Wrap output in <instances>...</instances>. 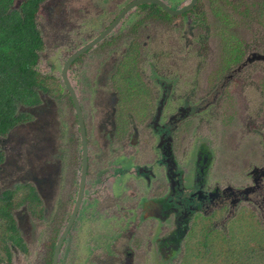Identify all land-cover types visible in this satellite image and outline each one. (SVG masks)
Here are the masks:
<instances>
[{
	"label": "flooded vegetation",
	"instance_id": "af4514ba",
	"mask_svg": "<svg viewBox=\"0 0 264 264\" xmlns=\"http://www.w3.org/2000/svg\"><path fill=\"white\" fill-rule=\"evenodd\" d=\"M46 1L55 4V10L46 13L51 16L54 30L49 34L52 39L57 35L58 41L49 47L45 46V36L39 29L38 15L39 6ZM75 1L41 0L34 11V20L43 40L37 67L41 62L45 66L47 63L45 71L49 69L54 73L49 76L43 69L40 74L44 73V77H50L52 82H62L67 89L66 101L74 107L66 80L69 81L79 102L86 132V170L82 187V140L81 156L77 159L74 154L71 158L66 193L59 198L61 202L56 200L58 183L54 184L52 198L60 205L64 204L66 209L49 218L52 224L47 232L51 231L40 245L45 251V262L54 264L56 243L66 229L55 264L175 261L194 230L226 231L240 208L256 211V207L251 206L255 202L250 200L261 197L262 201L264 198V188L259 189L260 183L264 185V176H259V168L264 163L253 162L245 155L243 128L233 127L234 136L227 132L222 137L219 129L216 132L209 129L216 125L212 123H218V109L209 110L213 101L208 95L214 85L205 92L204 84L200 83L191 85L193 87L188 90L184 78L180 84V78L172 75L168 47L155 46L157 29L170 33L174 18L194 11L197 0L189 9L175 14L152 1L99 0L94 7L95 0H89L91 9L100 10L93 14L88 4L75 7ZM160 1L170 9L180 10L193 0ZM71 32L74 33L71 35ZM97 37L99 40L71 59ZM197 49L198 53H203L201 46ZM193 65L192 73H203L204 68L197 64H191V67ZM81 80L86 86L104 84L111 90L122 91L119 96L130 95L129 101L140 102V107L131 110V114L121 113V116L119 113L120 120L113 110L105 152L97 145L93 149L88 145V126L81 109V98L77 95ZM116 99L120 100V97ZM142 101L149 104L142 106ZM229 137L236 140L235 149L225 145ZM93 153L98 164L101 163L97 177L93 175ZM101 186L105 199L97 202L92 197L87 198L90 187L100 189ZM246 187L250 188L248 194L240 191ZM34 188L39 206L38 215L32 213L43 219L44 202ZM80 189L82 196L77 204ZM66 210L69 213L64 221ZM41 229L44 228L41 226ZM19 235L21 237L20 231ZM22 239L20 247L26 250ZM7 241L15 244L10 239ZM212 241L203 238L202 244L208 248ZM8 250L7 259L11 262L9 246Z\"/></svg>",
	"mask_w": 264,
	"mask_h": 264
},
{
	"label": "rangeland",
	"instance_id": "374dc122",
	"mask_svg": "<svg viewBox=\"0 0 264 264\" xmlns=\"http://www.w3.org/2000/svg\"><path fill=\"white\" fill-rule=\"evenodd\" d=\"M183 1L179 0V3ZM84 3L91 9L89 0H76L73 4L80 7ZM93 4L94 7L97 6L99 0H95ZM15 5H18V0ZM194 8V11L174 18L170 33L157 29L159 34L156 33L155 46L168 47L172 75L180 78V84L184 78L188 90L193 87L191 85L200 83L204 84L205 92L214 85L208 95L213 105L208 108L213 111L218 109V123L211 124H216L212 127L217 128L209 129H214L215 132L219 129L222 137L227 132L234 136L233 127L243 128L241 132L246 139L242 141V147L247 148L245 155L253 159V162L264 163V60L245 61L252 52L264 55V4L262 0H197ZM53 10L55 4L48 1L43 2L38 9L39 29L45 36L46 47L58 42L57 35L52 39L49 34L54 30L51 16H47L46 12ZM91 12L98 14L100 10L93 8ZM81 24L86 31L83 20ZM197 45L203 48L202 54L197 52ZM86 57L87 55L83 59V67ZM244 62L246 64L240 66ZM191 64L204 68L203 73H192L195 66L191 67ZM37 68L40 73L44 69L45 74L54 75L49 69L45 71L47 63L45 66L41 62ZM44 73L41 77L48 91L40 92L38 106L26 108L33 118L12 128L5 137L0 136V147L4 152V160L0 163V192L21 185L20 190L13 196V201L18 202L28 192L29 188L25 185H33L43 199L44 217L41 219L34 216L33 213L38 215V211H31L26 202L13 208L12 213L26 250L1 238L6 222L5 219H0V264H46L45 251L40 245L51 231L49 229L47 232L52 224L49 218L56 215L57 211L66 209L64 204L60 205L52 198L54 184L58 183L56 200L61 202L62 199L59 198L66 193L65 183L71 158L74 154L77 159L81 156V133L75 109L66 101L67 89L62 82H52L50 77H44ZM80 83L76 93L81 98L82 113L88 126V145L92 149L97 145L96 147L104 151L107 149L106 140L108 127L112 126L110 119L113 110L115 109V116L120 120L119 113L131 114L130 111L137 110L140 102L129 101L130 95L127 94L119 96L122 91L111 90L101 84L102 82L101 85L92 86H86L83 80ZM116 97H120V100ZM205 101L206 99L198 103ZM144 104L149 103L142 101L141 105ZM226 140L229 142L225 145L235 149L236 140L233 137ZM100 164L94 156L92 168L95 177L98 176V170L101 171ZM103 190V186L100 189L90 187L87 198L92 197L93 200L101 202V199L106 198ZM255 210L240 208L226 231H206V228L194 230L186 238L179 259L169 263L157 260L156 264H264V221L260 212ZM68 213L66 210L64 221ZM203 238L208 242H215L212 241L210 247L205 248V243L202 244ZM6 244L12 255L11 262L5 255Z\"/></svg>",
	"mask_w": 264,
	"mask_h": 264
},
{
	"label": "trees",
	"instance_id": "16d2710c",
	"mask_svg": "<svg viewBox=\"0 0 264 264\" xmlns=\"http://www.w3.org/2000/svg\"><path fill=\"white\" fill-rule=\"evenodd\" d=\"M19 1V0H18ZM41 0H0V136L24 121L33 118L29 107L40 104V92L48 91L44 79L37 69L38 52L43 47V40L34 20V11ZM264 4V0H262ZM238 58V55L236 56ZM18 107L23 109L19 110ZM4 152L0 147V163ZM28 192L18 202L13 196L21 188H6L0 192V219H5L6 226L1 236L15 244L21 243L13 208L24 202L35 212L39 206L37 193L33 185H25ZM6 256H9L8 245Z\"/></svg>",
	"mask_w": 264,
	"mask_h": 264
},
{
	"label": "water",
	"instance_id": "95a60500",
	"mask_svg": "<svg viewBox=\"0 0 264 264\" xmlns=\"http://www.w3.org/2000/svg\"><path fill=\"white\" fill-rule=\"evenodd\" d=\"M143 1H152V2H156V3H159L167 12L171 13V14H175V13H181L183 11H185L186 9H189L190 6L193 4V2L195 0L192 1L191 4L189 5H186L185 7L181 8L180 10H173V9H170L169 7L165 6L160 0H143ZM141 1L139 0L138 3H140ZM100 37H97L94 41H92L90 44H88L86 47L78 50L76 53H74L72 56H71V59H73L74 57H76L78 54H80L83 50H85L86 48H88L91 44H93L94 42H96L97 40H99ZM70 59V60H71ZM258 60V59H263L264 60V55H260V53H256V52H252L250 53V55H248L246 57V62H251L253 60ZM246 62L242 63V65L240 66H243L244 64H246ZM240 68V67H238ZM65 79H66V75L65 73H63ZM67 82V86H68V91L71 95V98H72V101H73V104H74V107H75V111H76V115H77V120H78V124H79V129H80V133H81V140H82V145H83V168H82V175H81V187H82V184L84 182V176H85V170H86V132H85V128H84V124H83V119H82V114H81V110H80V107H79V102L77 100V97H76V94L73 90V88L70 86L69 84V81L66 80ZM258 167L255 168V171H257ZM259 176H264V166L260 167L259 168ZM264 188V185H262V183H260V190L261 188ZM252 188V187H251ZM249 189L250 188H243L241 189L240 191L243 192L244 194H248L249 193ZM264 190V189H262ZM263 192V191H262ZM82 196V191L80 189L79 191V195H78V199H77V204H79V201H80V198ZM251 198V197H250ZM250 201H254L255 202V205H256V209L260 212L261 214V217H262V221H264V208H263V205L262 203L264 202V198L263 200L261 201V197H258V200H254L253 198L250 200ZM70 223H68L67 227H69ZM67 229L64 230V232L62 233L61 235V238L59 239V241L56 243V248H55V254H54V264L56 263V253H57V249L63 239V236L65 235Z\"/></svg>",
	"mask_w": 264,
	"mask_h": 264
}]
</instances>
